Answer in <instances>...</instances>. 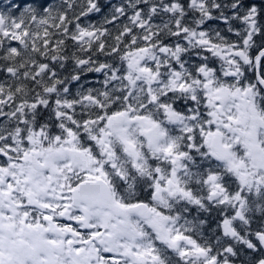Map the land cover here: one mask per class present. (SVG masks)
Returning a JSON list of instances; mask_svg holds the SVG:
<instances>
[{
	"label": "snow or ice",
	"instance_id": "6c2138e0",
	"mask_svg": "<svg viewBox=\"0 0 264 264\" xmlns=\"http://www.w3.org/2000/svg\"><path fill=\"white\" fill-rule=\"evenodd\" d=\"M0 264H264V0H0Z\"/></svg>",
	"mask_w": 264,
	"mask_h": 264
}]
</instances>
